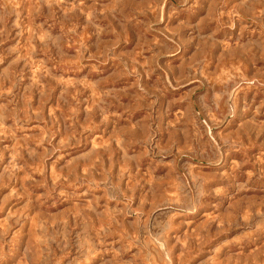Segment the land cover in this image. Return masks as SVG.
Returning <instances> with one entry per match:
<instances>
[{"label":"clouds","instance_id":"obj_1","mask_svg":"<svg viewBox=\"0 0 264 264\" xmlns=\"http://www.w3.org/2000/svg\"><path fill=\"white\" fill-rule=\"evenodd\" d=\"M0 264H264V0H0Z\"/></svg>","mask_w":264,"mask_h":264},{"label":"rangeland","instance_id":"obj_2","mask_svg":"<svg viewBox=\"0 0 264 264\" xmlns=\"http://www.w3.org/2000/svg\"><path fill=\"white\" fill-rule=\"evenodd\" d=\"M81 39H83V37H81ZM65 47L68 48L69 50H72L69 45H65ZM38 71H39V69H37V73H38ZM29 75L31 76V75H33V73L29 72ZM255 95H259V94H255ZM252 150H254V149H252ZM204 219H207V217H205Z\"/></svg>","mask_w":264,"mask_h":264}]
</instances>
